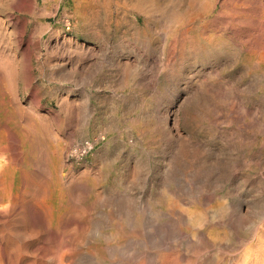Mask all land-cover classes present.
<instances>
[{"label":"rangeland","instance_id":"rangeland-1","mask_svg":"<svg viewBox=\"0 0 264 264\" xmlns=\"http://www.w3.org/2000/svg\"><path fill=\"white\" fill-rule=\"evenodd\" d=\"M131 1L0 0V143L9 147L1 149L0 163L12 168L10 194L0 201V264H56L59 259L62 264L66 260L64 264H143V260L154 264L165 247L144 248L141 241L158 237L153 220L156 224L172 220L166 239L174 242L178 224L168 203L175 196L189 207L188 185L201 191L208 188L202 193L204 207L213 206L208 215L223 204L219 221L227 225L218 224L216 229L226 246L211 249L213 241L208 238L209 246L200 242L195 246L201 249H191L197 252L194 255L183 247V259L173 263L192 264L201 254L204 263L210 260L207 264H235L243 261L248 243L256 244L264 235L263 133L259 158L254 152V122L258 112L264 113V0ZM263 120L264 114V131ZM84 139L96 140L93 153L82 158L72 155L71 148ZM53 170L55 187L50 179ZM80 187L88 191L83 193ZM28 192L33 193L27 196ZM60 192L65 195L62 200ZM60 239L66 248L60 247ZM205 247L210 249L204 252ZM86 249L88 253H81ZM144 250L152 252L145 256ZM174 250L167 251L174 256ZM74 257L77 261L70 263Z\"/></svg>","mask_w":264,"mask_h":264},{"label":"bare ground","instance_id":"bare-ground-1","mask_svg":"<svg viewBox=\"0 0 264 264\" xmlns=\"http://www.w3.org/2000/svg\"><path fill=\"white\" fill-rule=\"evenodd\" d=\"M131 1V0H130ZM140 1H142V0H140ZM145 1V0H144ZM152 1L153 0H151V2H150V0H149V2L150 3H152ZM156 1V0H155ZM155 1H153V2H155ZM132 2V1H131ZM133 2H134V0H133ZM136 2V1H135ZM149 2H147V0H146V3L145 4H149ZM195 2V1H194ZM137 3V2H136ZM141 3H143V1L141 2ZM142 5V4H141ZM151 5V4H150ZM153 5H154V3H153ZM136 6H137V4H136ZM154 6H156V5H154ZM152 7V6H151ZM180 7V6H179ZM154 8V7H153ZM156 8V7H155ZM146 9V8H145ZM149 10V9H148ZM178 10V9H177ZM185 11H186V9H184ZM180 11V10H179ZM198 11V10H197ZM145 12V11H144ZM150 12V11H149ZM187 12V11H186ZM195 13V12H194ZM197 14H199V13H197ZM201 15V14H200ZM178 18V17H177ZM177 18H176V20H177ZM181 19V18H180ZM203 19V18H202ZM192 20H194V19H192ZM192 20H190L191 22H192ZM180 21V20H179ZM190 21H189V23H190ZM183 23V22H182ZM179 25V24H178ZM196 25V24H195ZM181 26H183V25H181ZM180 26V27H181ZM193 26V25H192ZM203 26V25H202ZM188 27V26H187ZM207 27V26H206ZM201 28V27H200ZM180 29V28H179ZM188 29V28H187ZM190 29V28H189ZM204 29V28H203ZM202 29V30H203ZM176 30V29H175ZM182 30V29H181ZM197 30V29H196ZM180 31V30H179ZM184 31V30H183ZM189 31V30H188ZM201 32V31H200ZM185 33V32H184ZM187 33V32H186ZM179 35V34H178ZM182 36V35H181ZM191 37H192V35H191ZM176 38V37H175ZM182 38V37H181ZM184 38V37H183ZM178 39V38H177ZM192 39V38H191ZM191 41V40H190ZM192 42H193V40H192ZM178 44H179V42H178ZM194 44V43H193ZM218 44V43H217ZM177 46H179V45H177ZM178 48V47H177ZM212 51V50H211ZM195 54V53H194ZM182 62V61H181ZM213 85V84H212ZM211 85V86H212ZM217 85V84H216ZM215 85V86H216ZM217 86H219V85H217ZM210 89V88H209ZM217 90V89H216ZM214 91V90H213ZM224 92V91H223ZM214 93V92H213ZM221 93V92H220ZM213 97V96H212ZM260 97V96H259ZM221 99V98H220ZM258 99V98H257ZM11 100V99H10ZM211 101V100H210ZM217 101V100H216ZM215 101V102H216ZM221 102H222V100H220ZM256 101V100H255ZM260 101V100H259ZM9 102V101H8ZM218 102L219 101H217V104H218ZM3 103V102H2ZM9 104V103H8ZM12 104V103H11ZM258 104V103H257ZM3 105V104H2ZM263 105V104H262ZM220 106V105H219ZM11 107V106H10ZM13 107V106H12ZM223 107V106H222ZM14 108V107H13ZM261 108V107H260ZM255 109V108H254ZM5 110H8L7 108L5 109ZM13 110V109H12ZM10 111V110H9ZM259 111H260V109H259ZM258 112V111H257ZM263 112V111H262ZM9 113H11V112H9ZM4 114H5V112H4ZM264 114V113H263ZM263 114H261V116H263ZM9 115V114H8ZM256 115V114H255ZM261 116H260V112H258V114H257V119H256V122H254V123H256L255 124V140H254V144H255V146H256V150L254 151L255 152V156H257L258 158H259V156L257 155L258 154V149H259V147H258V144H259V137H261L262 138V133H263V135H264V131H263V129L261 128ZM9 118H10V116H9ZM12 119V118H11ZM6 121V120H5ZM7 121H8V119H7ZM264 121V120H263ZM32 123V122H31ZM264 123V122H263ZM5 124V123H4ZM3 124V125H4ZM13 124V123H12ZM14 125V124H13ZM16 125V124H15ZM7 126V125H6ZM25 126V125H24ZM28 127H30L29 125H27ZM2 126H0V128H1ZM4 128H5V126H4ZM12 128V127H11ZM11 128H9V130L11 129ZM14 128V127H13ZM13 128H12V130H13ZM31 128V127H30ZM35 128V127H34ZM254 129V128H253ZM1 130V129H0ZM8 129H7V131H9ZM22 131H23V129H21ZM25 130V129H24ZM5 131V130H4ZM26 131H28V130H25V132ZM36 131H37V133H38V130L36 129ZM13 131H11V133H12ZM34 132H35V130H34ZM7 133V132H6ZM23 133V132H22ZM9 135H10V131H9V133H8ZM24 134V133H23ZM28 134V133H27ZM35 134V133H34ZM253 134V133H252ZM13 135H15V133L13 134ZM30 135V134H29ZM36 136H38V135H36ZM254 136V134L252 135V137ZM7 137H8V135H7ZM10 137H12V135H10ZM22 137V136H21ZM31 137V136H30ZM30 137H28V138H30ZM23 138H25V137H23ZM39 138V137H38ZM254 138V137H253ZM26 139V138H25ZM35 139V138H34ZM264 139V138H263ZM3 140V139H2ZM10 140V139H9ZM38 140H40V139H38ZM249 140V139H248ZM6 141H8V140H6ZM11 141V140H10ZM41 142V141H40ZM252 142V141H251ZM250 142V143H251ZM16 143H17V141H16ZM30 143V142H29ZM249 143V144H250ZM11 144V143H10ZM18 144V143H17ZM17 144L15 145V146H17ZM36 144H37V140H36ZM39 144V143H38ZM37 144V145H38ZM41 144H43V143H41ZM262 144V143H261ZM12 145V144H11ZM24 145V144H23ZM44 145V144H43ZM9 146V145H8ZM28 146V145H27ZM30 146H32V145H30ZM34 146V145H33ZM39 146V145H38ZM45 146V145H44ZM245 147V146H244ZM243 147V148H244ZM14 148V147H13ZM12 148V149H13ZM17 148V147H16ZM15 148V149H16ZM20 148V147H19ZM31 148V147H30ZM33 148V147H32ZM36 148V147H35ZM37 148H39V147H37ZM1 149H3L2 150V152H5L6 151V149H9V147L7 148L6 147V145L4 144H1L0 143V152H1ZM12 149H10L11 151H13ZM254 149V148H253ZM260 149H261V147H260ZM18 150H20V149H18ZM42 150V149H41ZM8 151V150H7ZM16 151V150H15ZM31 151H32V149H31ZM261 151V150H260ZM10 152V151H9ZM46 152V150H44V153ZM18 153V152H17ZM17 153H15V154H17ZM37 153V152H36ZM251 153H253L252 151H251ZM11 154V153H10ZM21 154V153H20ZM42 154H43V150H42ZM41 154V155H42ZM47 154V153H46ZM45 154V155H46ZM50 154V151H49V153H48V155ZM260 154V153H259ZM2 155H3V153H2ZM18 155V154H17ZM11 156V155H10ZM19 156V155H18ZM21 156V155H20ZM34 156V155H33ZM43 156V155H42ZM47 156V155H46ZM14 157V156H13ZM38 157V156H37ZM40 157V156H39ZM44 157V156H43ZM50 157V156H49ZM48 157V158H49ZM254 156H252V158H253ZM45 158H47V157H45ZM61 158V157H60ZM5 159V158H4ZM9 159H10V157H9ZM15 159V158H14ZM32 158H30L29 160H31ZM40 160L39 161H41L42 159L41 158H39ZM50 159V158H49ZM48 159V160H49ZM256 159V158H255ZM16 160V159H15ZM18 160H19V158H18ZM22 160V159H21ZM34 159H32V161H33ZM47 160V159H46ZM59 160V159H58ZM251 160V159H250ZM257 160V159H256ZM260 159H258V161H259ZM6 161V160H5ZM14 160H12V162H13ZM17 161V160H16ZM31 161V162H32ZM43 161V160H42ZM50 161V160H49ZM254 161L255 160H253L252 159V162H253V164H254ZM258 161L256 162V163H258ZM10 162V161H9ZM19 162V161H18ZM60 162V161H59ZM62 162V161H61ZM36 163H38V162H36ZM35 163V164H36ZM39 163H41V162H39ZM8 164V163H7ZM13 164V163H12ZM17 165H18V163H16ZM24 164V163H23ZM41 164H43V163H41ZM46 164V163H45ZM44 164V165H45ZM53 164V163H52ZM62 164V163H61ZM173 164V163H172ZM37 165V164H36ZM258 165V164H257ZM20 166V165H19ZM27 166V165H26ZM25 166V167H26ZM47 166H48V164H47ZM256 166V165H255ZM254 166V167H255ZM18 167V166H17ZM44 167V166H43ZM49 167V166H48ZM48 167H46V168H48ZM59 167H61V166H59ZM259 167V166H258ZM22 168V167H21ZM37 168H38V165H37ZM40 168V167H39ZM38 168V169H39ZM168 168H170V165H169V167ZM37 169V170H38ZM50 170V169H49ZM170 170H171V168H170ZM169 170V171H170ZM23 171V170H22ZM167 171V170H166ZM199 171V170H198ZM11 172H12V168H11V166L10 165H7V166H3L1 163H0V201L1 200H3V199H5L6 197H8V195L10 194V190H11V183L9 182V180H10V178H11ZM25 172V171H24ZM30 172V171H29ZM51 172V171H50ZM60 172H62V169H61V171ZM258 172V171H257ZM23 173V172H22ZM49 173V172H48ZM170 173V172H169ZM196 173H197V171H196ZM29 175H30V173H28ZM27 174V175H28ZM67 174V173H66ZM69 174V173H68ZM73 174V173H72ZM165 174V173H164ZM174 174V173H173ZM25 175V174H24ZM61 175V174H60ZM70 175H71V173H70ZM168 175V174H167ZM210 175V174H209ZM42 176V175H41ZM49 176H51V174L49 175ZM76 176V175H75ZM169 176V175H168ZM195 176V175H194ZM198 176V175H197ZM199 176H201V175H199ZM198 176V177H199ZM204 176V175H203ZM212 176V175H211ZM166 177V176H165ZM164 177V178H165ZM197 177V178H198ZM207 177V176H206ZM48 178V177H47ZM178 178V177H177ZM187 178V177H186ZM190 178V177H189ZM192 178V177H191ZM201 179H202V177H200ZM204 178V177H203ZM208 178V177H207ZM210 178V177H209ZM208 178V179H209ZM214 178V177H213ZM17 179V178H16ZM29 179H30V176H29ZM33 179V178H32ZM51 180H49V182L51 181L52 182V184H53V186L55 187L56 186V183H58L57 182V176H56V172L53 170L52 171V178H50ZM62 179H64V178H62ZM65 179H70L69 177L68 178H66L65 177ZM73 179H74V177H73ZM73 179H71V180H73ZM77 179H78V177H77ZM81 179V178H80ZM84 179V178H83ZM166 179H168L167 177H166ZM188 179V178H187ZM195 178L193 177V180H194ZM205 179V178H204ZM86 180V179H85ZM168 180H171L170 178L168 179ZM173 180V179H172ZM183 180V179H182ZM192 180V179H191ZM210 180V179H209ZM258 180V179H257ZM12 181V180H11ZM25 181V180H24ZM33 181V180H32ZM64 181V180H63ZM78 181V180H77ZM167 181V180H166ZM165 181V182H166ZM174 181V180H173ZM176 181V180H175ZM197 181V180H196ZM26 182H27V180H26ZM45 183H46V181H44ZM67 182V181H66ZM172 182V181H171ZM187 182V181H186ZM190 182V181H189ZM213 182V181H212ZM29 183V182H28ZM33 183V182H32ZM71 183V182H70ZM79 185L81 184V183H79V182H77ZM83 183V182H82ZM170 183V182H169ZM178 183V182H177ZM180 184H181V182H179ZM183 183V182H182ZM191 183V182H190ZM196 183V182H195ZM204 183V182H203ZM206 183V182H205ZM213 183H215V182H213ZM216 183H218V182H216ZM231 183V182H230ZM16 184V183H15ZM27 184V183H26ZM44 184V183H43ZM64 184V183H63ZM74 184V183H73ZM166 184V183H165ZM180 184H179V186H177L178 188L180 187ZM199 184V183H198ZM13 185H14V181H13ZM23 185H25V184H23ZM30 185H33V184H30ZM70 186H71V184H69ZM69 185H68V187H69ZM86 185H88V184H86ZM167 185V184H166ZM173 185H174V183H173ZM177 185V184H176ZM182 185V184H181ZM185 185V184H184ZM209 185V184H208ZM214 185V184H213ZM218 185V184H217ZM216 185V186H217ZM258 185V184H257ZM27 186H28V184H27ZM34 186V185H33ZM122 186V185H121ZM189 186V188H187V190H190L191 191V200H190V206L189 207H186L185 205L183 206V205H181V203H180V201L178 200V197H171L170 198V200H169V209H171L172 210V213L171 214H173V217H175L176 219H177V221H176V223L178 224L177 226H178V230H174V231H176V234L175 235H172V236H175V239H174V242L172 243H170L169 241H167V239H166V233H167V231H168V229H167V227L169 226L168 225V223H170V222H165L164 224H156L155 222V220H153V226L155 227V228H159V231H155L156 233H158V234H156L155 232H152V229H149L150 231L149 232H152V235L153 234H156V235H158V237L157 238H153V239H150V240H148V241H146V240H144V241H141V242H143L144 244L143 245H145V247L144 248H146V247H148V246H150V244H155V246L157 247H159V246H162V247H165L164 249V251L158 256V257H154L155 259V262L157 261V264H172L173 262L172 261H174V262H179V260H178V258L179 257H181V250H182V248L183 247H185L186 249H188L189 248V251L191 252V249H194V250H197L198 248H202V246L201 247H199V246H195L197 243L199 244L200 242H201V245L203 244V246H204V244H205V246H209V243H210V240L208 239V238H211V240L213 241V244H211V246H210V248L211 247H213L212 245H218V244H220L221 245V243H224V242H221V238H220V231L219 230H217L216 228L218 227V224H223V226H225L224 224H226L225 223V221H223L224 223H222V219H221V221H219L220 220V218H222V213L220 214V215H218L219 214V212H221L222 210H220L219 208H221L222 206H223V204H222V206L220 205V206H218V208H217V211L216 212H214L213 213V211H212V215H208V209L209 208H211V207H213L212 205H208V206H206V207H204L205 206V202H204V199H203V192H207V190H208V188L207 189H204L205 191H201L200 190V188L199 187H195L194 188V185H188ZM205 186H207V185H205ZM215 186V185H214ZM259 186V185H258ZM257 186V187H258ZM264 186V185H263ZM23 187V186H22ZM24 187H26V186H24ZM30 187V186H29ZM40 187V186H39ZM45 187V186H44ZM43 187V188H44ZM65 187V186H64ZM72 187V186H71ZM78 187V186H77ZM83 187V186H82ZM82 187H80L81 189H82ZM88 187V186H87ZM91 187V186H90ZM94 187V186H93ZM186 187H187V185H186ZM202 187V186H201ZM203 187H204V185H203ZM66 188V187H65ZM70 188V187H69ZM69 188H67V189H69ZM76 188V187H75ZM80 188H78V189H80ZM168 188V187H167ZM211 188H213V186H211ZM30 189V188H29ZM31 189H32V187H31ZM41 189V188H40ZM58 189V188H57ZM85 189V188H84ZM94 189V188H93ZM177 189V188H176ZM22 190V189H21ZM38 190H39V188H38ZM43 190V189H42ZM48 190V189H47ZM46 190V191H47ZM73 190H75V189H73ZM83 190V189H82ZM115 190H117V189H115ZM166 190V189H165ZM231 190V189H230ZM33 191H34V189H33ZM37 191V190H36ZM57 191V190H56ZM69 191V190H68ZM79 190H77V192H78ZM84 191V190H83ZM85 191H88L87 189H85ZM85 191L83 192V193H85ZM212 191V190H211ZM216 191V190H215ZM22 193H23V191H21ZM20 192V193H21ZM50 192V191H49ZM81 192V191H80ZM80 192H79V194H80ZM90 192H92V191H90ZM89 192V193H90ZM103 192V191H102ZM113 192V191H112ZM111 192V193H112ZM120 192H122V191H120ZM169 192V191H168ZM180 192V191H179ZM229 192V191H228ZM260 192V191H259ZM26 193V192H25ZM24 193V194H25ZM29 193V192H28ZM31 193V192H30ZM30 193L29 194H27V196H29L30 195ZM33 193V192H32ZM31 193V194H32ZM42 193H44V192H41L40 193V195H42ZM47 193V192H46ZM61 194L59 195V198H61V200H62V198L65 196L64 195V193L63 192H60ZM69 192H67V194H68ZM116 193V192H115ZM117 193H118V191H117ZM174 193H176V192H174ZM177 193H178V191H177ZM176 193V194H177ZM187 192H185L184 193V195L186 194ZM38 194V193H37ZM88 194V193H87ZM172 194V193H171ZM180 194V193H179ZM212 194V193H211ZM211 194H209V195H211ZM14 195V194H13ZM34 195H36V193L34 194ZM82 195V198H84L83 197V194H81ZM80 195V196H81ZM86 194H84V196H85ZM105 195V194H104ZM119 195V194H118ZM125 195V194H124ZM169 195V194H168ZM181 195V194H180ZM207 195V194H206ZM215 195H216V193H215ZM231 196H232V194H230ZM38 196H39V194H38ZM45 196V195H44ZM70 196H72V195H70ZM100 196V195H99ZM102 196V195H101ZM172 196V195H171ZM21 198H22V196H20ZM32 197V196H31ZM36 197V196H35ZM39 197H41V196H39ZM48 197V196H47ZM51 197V196H50ZM121 197H123V195L121 196ZM125 197V196H124ZM123 197V198H124ZM127 197V196H126ZM184 197V196H183ZM182 197V198H183ZM188 197H190L189 195H188ZM207 197V196H206ZM205 197V198H206ZM212 197H214V196H211V198ZM226 197H227V195H226ZM230 197V196H229ZM237 197V196H236ZM15 198V197H14ZM42 198V197H41ZM40 198V199H41ZM52 198V197H51ZM58 198V197H57ZM71 198L72 197H70V200H71ZM97 198H98V196H97ZM108 198V197H107ZM111 198V197H110ZM109 198V199H110ZM210 198V197H209ZM231 198V197H230ZM37 198H35V200H36ZM79 199H80V197H79ZM106 199V198H105ZM104 199V200H105ZM109 199H107L108 201H110ZM114 199V198H113ZM180 199V198H179ZM186 199H187V197H186ZM207 199H208V197H207ZM226 199V198H225ZM225 199H223V200H225ZM232 199V198H231ZM18 200H19V198H18ZM21 200V199H20ZM19 200V201H20ZM50 200V199H49ZM82 200V199H81ZM98 200V199H97ZM101 200V199H100ZM123 200V199H122ZM121 200V198L119 199V201L121 202L122 201ZM129 201H130V199H128ZM183 200V199H182ZM210 200H212V199H210ZM209 200V201H210ZM221 200V199H220ZM234 200V199H233ZM39 201V200H38ZM42 201V200H41ZM40 201V203H42ZM83 202H84V200H82ZM114 201V200H113ZM185 201V200H184ZM208 201V200H207ZM21 202V201H20ZM32 202V201H31ZM68 202H70V201H68ZM100 202V201H99ZM105 202H107V201H105ZM117 202V201H116ZM124 202H126V201H124ZM123 202V203H124ZM128 202V201H127ZM183 202V201H182ZM186 202V201H185ZM211 202V201H210ZM232 202V201H231ZM22 203V202H21ZM95 203V201L92 203V204H94ZM101 203V202H100ZM109 203V202H108ZM114 203V202H113ZM119 203V202H118ZM128 203H130V202H128ZM209 203V202H208ZM224 203V202H223ZM227 203V202H226ZM30 204V203H29ZM42 204H44V202L42 203ZM70 205H71V203H69ZM102 204H103V202H102ZM105 204H107V203H105ZM110 204V203H109ZM115 204H117V203H115ZM147 204V203H146ZM161 204V203H160ZM183 204H185V203H183ZM187 204H188V202H187ZM228 204V203H227ZM236 204H238V202L236 203ZM7 205V204H6ZM20 205H22V204H20ZM31 205H33V204H31ZM38 205V204H37ZM41 205V204H40ZM47 205V204H46ZM73 205V204H72ZM77 205V204H76ZM79 205H80V203H79ZM97 205V204H96ZM104 205V204H103ZM118 205H123V204H118ZM117 205V206H118ZM126 205H131V204H126ZM235 205V204H234ZM11 206H13V205H11ZM24 206V205H23ZM107 206H108V204H107ZM167 206V205H166ZM5 208L4 209H6V206H4ZM14 207H16V206H14ZM13 207V208H14ZM29 207V206H28ZM38 207V206H37ZM36 207V208H37ZM45 207V206H44ZM50 207V206H49ZM49 207H47V208H49ZM58 207V206H57ZM74 207H76L75 205H74ZM88 207V206H87ZM86 207V208H87ZM102 207V206H101ZM109 207V206H108ZM120 207H122V206H119V208ZM124 207V206H123ZM127 207V211H128V206H125V208ZM130 207V206H129ZM226 207H230V206H226ZM9 208V207H8ZM18 208V207H17ZM34 208V207H33ZM51 208H52V206H51ZM80 208V207H79ZM89 208V207H88ZM91 208V207H90ZM116 208V207H115ZM118 207H117V210L119 209ZM124 208V209H125ZM225 208V207H224ZM223 208V209H224ZM4 209H2V210H4ZM25 209V208H24ZM30 209H32L31 207H30ZM39 209V208H38ZM43 209H45L46 210V207L45 208H43ZM43 209H41V210H43ZM109 209V208H108ZM121 209V208H120ZM123 209V210H124ZM130 209V208H129ZM159 209V208H158ZM222 209V208H221ZM234 209V208H233ZM1 210V212H2V214H3V212H4V214L6 215V212L5 211H2ZM7 210V209H6ZM27 210V209H26ZM33 210V209H32ZM49 210H50V208H49ZM48 210V211H49ZM72 210H74V209H72ZM76 210H77V208H76ZM89 210H91V209H89ZM114 210V209H113ZM161 210V209H160ZM160 210H158V211H160ZM175 210H176V212H175ZM212 210V209H211ZM229 210V209H228ZM236 210V209H235ZM8 211V210H7ZM44 211V210H43ZM48 211L46 212V214H48ZM52 211V210H51ZM97 211V210H96ZM133 211V210H132ZM131 211V212H132ZM162 211V210H161ZM174 211V212H173ZM210 211V210H209ZM224 211H226V209L224 210ZM15 212V211H14ZM25 212V211H24ZM36 212V211H35ZM39 212V211H38ZM45 212V211H44ZM69 212H72V211H69ZM74 212H75V210H74ZM79 212V211H78ZM77 212V213H78ZM85 212V211H84ZM109 212H110V209H109ZM121 212V211H120ZM123 212V211H122ZM169 212V211H168ZM171 212V211H170ZM218 212V213H217ZM233 212H235V214L237 213V211H233ZM42 213V212H41ZM73 213V212H72ZM81 213V212H80ZM90 213V212H89ZM104 213V212H103ZM111 213V212H110ZM125 213V212H124ZM240 213V212H239ZM3 214V215H4ZM12 214H14V213H12ZM17 214H18V212H17ZM21 214V213H20ZM26 214V213H25ZM38 214V213H37ZM67 214V213H66ZM69 214V213H68ZM98 214V213H97ZM108 214V213H107ZM128 214V213H127ZM167 214V213H166ZM171 214H170V216H171ZM228 214H230V212L228 213ZM232 214V213H231ZM14 215H16V214H14ZM24 215V214H23ZM39 215H42V214H40L39 213ZM38 215V216H39ZM45 215V214H44ZM63 215V214H62ZM88 216H89V214H87ZM121 215V214H120ZM124 215V214H123ZM130 215V214H129ZM168 215L169 214H167V217H168ZM7 216H8V214H7ZM18 216V215H17ZM24 216H26V215H24ZM43 216V215H42ZM50 216L52 217V215L50 214ZM92 216V215H91ZM109 216H110V214H109ZM117 216V215H116ZM122 216V215H121ZM128 216V215H127ZM153 216V215H152ZM158 216V215H157ZM233 216H237V215H233ZM240 216V215H239ZM23 217V216H22ZM21 217V218H22ZM45 217H48V216H45ZM63 217V216H62ZM93 217V216H92ZM219 217V218H218ZM231 217V216H230ZM240 217H242V216H240ZM239 217V218H240ZM6 218V217H5ZM8 218V217H7ZM13 218H15V217H13ZM18 218V217H17ZM16 218V219H17ZM28 218V217H27ZM35 218V217H34ZM37 218V217H36ZM57 218V217H56ZM73 218H74V216H73ZM72 218V220H73V222H74V219ZM77 218V217H76ZM96 218H98V217H96ZM161 218V217H160ZM174 218V219H175ZM227 218V217H226ZM228 218H229V216H228ZM234 218V217H233ZM237 218H238V216H237ZM12 219V218H11ZM26 219V218H25ZM24 219V220H25ZM40 219V218H39ZM45 219V218H44ZM44 219H42V220H44ZM55 219V218H54ZM78 219H80V218H78ZM92 219H94V218H92ZM106 219V218H105ZM122 219V218H121ZM138 219V218H137ZM169 219V218H168ZM6 220V219H5ZM13 220V219H12ZM46 220V219H45ZM44 220V221H45ZM48 220V219H47ZM70 220V219H69ZM77 220V219H76ZM83 220V219H82ZM87 220V219H86ZM231 220V219H230ZM234 220V219H233ZM238 220V219H237ZM241 220V219H240ZM240 220H238V221H240ZM4 221V220H3ZM48 221H50V220H48ZM59 221V220H58ZM175 221V220H174ZM174 221H173V223H174ZM226 221H227V219H226ZM236 221V220H235ZM5 222V221H4ZM90 222V221H89ZM97 222H98V220H97ZM122 222V221H121ZM135 222H139V219L137 220V221H135ZM151 222V221H150ZM210 222V223H209ZM228 222V221H227ZM233 222V221H232ZM237 222V221H236ZM49 223H51V222H49ZM68 223V222H67ZM70 223H72V221L70 222ZM76 223V222H75ZM75 223H73L74 225H75ZM100 223V222H99ZM127 223V222H126ZM147 223V222H146ZM148 223H149V221H148ZM152 223V222H151ZM231 223V222H230ZM229 223V224H230ZM78 224V223H77ZM81 224H82V222H81ZM150 224V223H149ZM208 224H210L211 226L210 227H208L209 225ZM231 224H234V222L233 223H231ZM63 225V224H62ZM80 225V224H79ZM86 225H87V223H86ZM121 225H122V223H121ZM151 225V224H150ZM227 225V224H226ZM264 225V224H263ZM262 225V226H263ZM10 226V225H9ZM78 226V225H77ZM82 226V225H81ZM81 226H80V228L79 229H81ZM88 226V225H87ZM86 226V227H87ZM158 226V227H157ZM231 226V225H230ZM237 226V225H236ZM10 227H12V226H10ZM21 227V226H20ZM56 227H58V226H56ZM66 227V226H65ZM76 227V226H75ZM73 228V229H76V228ZM90 227V226H89ZM173 227V226H172ZM261 227V226H260ZM61 228V227H60ZM77 228V229H78ZM232 228V227H231ZM235 228V226L233 227V229ZM18 229V228H17ZM16 228H15V230H17ZM82 229H84V228H82ZM174 229V228H173ZM175 229H176V227H175ZM219 229V228H218ZM256 229V228H255ZM262 229H264V228H262ZM262 229H259V230H262ZM12 230V229H11ZM58 230V229H57ZM88 230V229H87ZM156 230V229H155ZM24 231H26V230H24ZM48 231H50V228H49V230ZM59 231V230H58ZM73 231V230H72ZM71 231V232H72ZM84 231V230H83ZM82 231V232H83ZM96 231V230H95ZM94 231V232H95ZM171 231H172V228H171ZM233 231V230H232ZM51 232V231H50ZM55 232V231H54ZM116 232V231H115ZM223 232V231H222ZM228 232H230V231H228ZM264 232V231H263ZM63 233V232H62ZM86 233V232H85ZM93 233V232H92ZM212 233H215L214 235L215 236H213L212 237ZM258 233V232H257ZM18 234V233H17ZM20 234V233H19ZM18 234V235H19ZM24 234V233H23ZM26 234H27V232H26ZM55 234V233H54ZM58 234V233H57ZM56 234V235H57ZM71 234V233H70ZM84 234V233H83ZM93 234H96V233H93ZM131 234V233H130ZM148 234V233H147ZM151 234V233H150ZM224 234V233H223ZM234 234V233H233ZM63 235V234H62ZM87 235H88V233H87ZM103 235V234H102ZM111 235V234H110ZM114 236H115V234H113ZM225 235V234H224ZM256 235V234H255ZM26 236V235H25ZM55 236V235H54ZM68 236H70V235H68ZM106 236H108V235H106ZM151 236V235H150ZM155 236V235H154ZM171 236V235H170ZM169 236V237H170ZM228 236V235H227ZM230 236V235H229ZM61 237H63V236H61ZM88 236H86L84 239H88L87 238ZM225 237V236H224ZM233 237V236H232ZM263 237V238H262ZM57 238V237H56ZM111 238V237H110ZM116 238V237H115ZM129 238V237H128ZM171 238H174V237H171ZM226 238V237H225ZM258 238H260V237H258ZM72 239H75V237L74 238H72ZM90 239V238H89ZM104 239V238H103ZM254 239H256V238H254ZM61 240V239H60ZM68 240H70V239H68ZM107 240H108V238H107ZM112 240V239H111ZM169 240V239H168ZM258 240V239H257ZM62 241V240H61ZM71 241V240H70ZM74 241V240H73ZM208 243H207V242ZM212 241H211V243H212ZM226 241V240H225ZM254 241V240H253ZM252 241V242H253ZM78 242V241H77ZM76 242V243H77ZM107 242V241H106ZM108 242H109V240H108ZM112 242V241H111ZM131 242H132V240H131ZM130 242V243H131ZM245 242H247V241H245ZM255 242V241H254ZM24 243V242H23ZM27 243V242H26ZM71 243V242H70ZM81 243H83L84 244V241L83 242H81ZM87 244H88V242H86ZM136 243V242H135ZM251 243V242H250ZM59 244H61V246L60 247H62V248H66L67 247V245H64V244H66V242H61V243H59ZM68 244V243H67ZM73 244H75V243H73ZM107 244V243H106ZM129 244V243H128ZM131 244H133V243H131ZM225 244V243H224ZM224 244H223V247H224ZM247 244V243H246ZM257 244V245H256ZM253 243V244H249L248 243V245L246 246V248H245V256L243 257V253H242V251H241V253H242V257H241V259L243 260V261H239V262H237L238 264L240 263V262H242V263H240V264H264V235L262 236L261 235V239H259L258 241H257V243ZM78 245V244H77ZM80 245V244H79ZM109 244H107V246H108ZM142 245V244H141ZM200 245V244H199ZM253 245H256L257 246V249L254 251V252H252V249H253ZM69 246V245H68ZM84 246H85V244H84ZM106 246V247H107ZM113 246H115V245H113ZM111 247V248H114V247ZM134 245H132V247H133ZM225 246H226V244H225ZM239 246V245H238ZM237 246V247H238ZM73 247V246H72ZM75 247V246H74ZM78 247V246H77ZM76 247V248H77ZM121 247V246H120ZM129 247H131V246H129ZM153 247V246H152ZM196 247H198V248H196ZM222 247V246H221ZM71 247H69L68 248V250L70 249ZM78 248H80V247H78ZM77 248V249H78ZM88 248V247H87ZM110 248V247H109ZM128 248V247H127ZM149 248H151V247H149ZM206 248V247H205ZM209 247H207L205 250L203 249V251L205 252L207 249H210ZM20 249V248H19ZM71 249H73V248H71ZM76 249V250H77ZM81 249H82V247H81ZM80 249V250H81ZM91 249V248H90ZM117 250H118V248H116ZM121 249V248H120ZM125 249H126V247H125ZM130 249V248H129ZM169 249H171V250H174V249H176V253H175V255L177 256V257H175V260H173V257L175 256H173L172 255V253H174L175 252V250H174V252H172V253H170V251H167V250H169ZM212 249V248H211ZM62 250V249H61ZM60 250V251H61ZM76 250H74L75 252H77ZM109 250V249H108ZM111 250V249H110ZM123 250V249H122ZM134 250V249H133ZM185 250V249H184ZM220 250V249H219ZM45 251V250H44ZM107 251V250H106ZM113 251H114V249H113ZM120 251V250H119ZM147 251H149V250H147ZM147 251L146 250H144V252H145V256H147L146 254H147ZM198 251V250H197ZM202 251V250H201ZM200 251V252H201ZM222 251H223V249H222ZM26 252V251H25ZM54 252V251H53ZM56 252V251H55ZM58 252V251H57ZM64 252H66V250L64 249ZM73 252V251H72ZM80 252V251H79ZM78 252V253H79ZM84 252H89L87 249L86 250H84V251H82L81 253H84ZM94 252V251H93ZM97 252V251H96ZM109 252V251H108ZM118 252V251H117ZM122 252V251H121ZM120 252V253H121ZM130 252V251H129ZM128 252V253H129ZM138 252V251H137ZM140 252V251H139ZM150 252V251H149ZM148 252V253H149ZM152 252V251H151ZM150 252V253H151ZM182 252H184V251H182ZM187 252V251H186ZM218 252V251H217ZM235 252V251H234ZM237 252V251H236ZM239 252V251H238ZM19 253V252H18ZM43 253V252H42ZM110 253H111V251H110ZM124 253V252H123ZM123 253H122V255H123ZM127 253V254H128ZM141 253V255H143V252L141 251L140 252ZM155 253H156V251H155ZM192 253V252H191ZM195 253H197V252H195ZM194 253V251H193V255L195 254ZM199 253V252H198ZM223 253V252H222ZM240 253V252H239ZM54 254V253H53ZM57 254V253H56ZM60 254V253H59ZM58 254V255H59ZM75 254V253H74ZM74 254H72L73 256H74ZM95 254V253H94ZM125 254H126V252H125ZM125 254H124V256H125ZM169 254H171L172 255V257L169 255ZM183 254V253H182ZM184 254H186L187 255V253H184ZM183 254V255H184ZM189 254V253H188ZM229 254V253H228ZM238 254V253H237ZM36 255V254H35ZM48 254H46V256H47ZM71 255V254H70ZM78 255V254H77ZM76 255V256H77ZM82 255V254H81ZM88 255V254H87ZM121 255V254H120ZM130 254H128V256H129ZM149 255V254H148ZM153 255H154V253H153ZM156 255V254H155ZM210 255H212L211 253H210ZM216 255H218V254H216ZM241 255V254H240ZM55 256H57V255H55ZM63 256V255H62ZM73 256H71V257H73ZM85 255H83L82 256V258L84 257ZM93 256V255H92ZM131 256V255H130ZM129 256V257H130ZM136 256V255H135ZM135 256L133 257V254H132V256L131 257H133V259L135 258ZM171 258H170V257ZM189 256V255H188ZM234 256H236V255H234ZM39 257V256H38ZM47 257H50V254H49V256H47ZM46 257V258H47ZM58 257V256H57ZM80 257V256H79ZM91 256H89L88 257V260H89V258H90ZM96 257V256H95ZM117 257H119V253H118V255H117ZM139 257V256H138ZM151 257H152V255H151ZM184 257V256H183ZM187 257V256H186ZM190 257V256H189ZM215 257V256H214ZM218 257V256H217ZM3 258V257H2ZM30 258V257H29ZM51 258V257H50ZM54 258H56V257H54ZM76 257H74L73 259H70V263H73L75 260L77 261V259H75ZM104 258V257H103ZM109 258V257H108ZM120 258V257H119ZM126 258V257H125ZM144 258V257H143ZM142 257L140 258V259H143ZM147 257H145L144 259H146ZM149 258H150V256H149ZM182 258V257H181ZM180 258V260H182ZM188 258V257H187ZM191 258H193V257H191ZM210 258V256L208 257V259ZM237 258H239V256L237 257ZM36 259V258H35ZM52 259V258H51ZM57 259H59V258H57ZM80 259V258H79ZM78 259V260H79ZM92 259H94L93 257H92ZM96 259V258H95ZM129 258L127 257V260H128ZM131 259V258H130ZM148 259V258H147ZM151 259V258H150ZM203 259H205V258H203ZM202 258H201V254H198L197 256H196V258L194 259V260H196V261H194L193 260V262H192V264L194 263V264H205L203 261H206V260H203ZM210 259H213V258H210ZM217 259V258H216ZM223 259V258H222ZM232 259H233V257H232ZM28 260V259H27ZM37 261H38V259H36ZM40 260V259H39ZM48 260V259H47ZM46 260V261H47ZM63 261V259H59V262H56V264L58 263V264H62V261ZM85 260V259H84ZM87 260V259H86ZM98 260V259H97ZM117 260V259H116ZM126 260V261H127ZM132 260V259H131ZM130 260V261H131ZM137 260V259H136ZM153 260V259H152ZM153 260V261H154ZM187 262H188V260L187 259H185ZM214 260H215V258H214ZM228 260H229V258H228ZM32 261H35L34 259L32 260ZM42 261V260H41ZM50 261V260H49ZM55 261V260H54ZM57 261V260H56ZM93 261V260H92ZM122 260L120 259V262H121ZM147 261V260H146ZM146 261L145 260H143V264H145L146 263ZM185 261V262H186ZM210 261V260H209ZM208 261V262H209ZM27 262V261H26ZM30 262V261H29ZM40 262V261H39ZM64 262H67V260L66 261H64ZM64 262H63V264H64ZM113 262H115V260L113 261ZM120 262H118V263H120ZM132 262H133V260H132ZM150 262H151V260H150ZM155 262H154V264H155ZM182 262V261H181ZM189 262H190V260H189ZM207 262V263H208ZM212 262V261H211ZM216 262V261H215ZM217 262H219V260H217ZM216 262V263H217ZM224 262V261H223ZM229 262H231V260L229 261ZM233 262V261H232ZM28 263V262H27ZM26 263V264H27ZM45 263V262H44ZM50 263V262H49ZM53 263V262H52ZM76 263V262H75ZM89 263H93V262H89ZM97 263V262H96ZM126 263V262H125ZM140 263V262H139ZM206 263V264H207ZM220 263H221V261H220ZM219 263V264H220ZM228 263V262H227ZM234 263V262H233ZM236 262H235V264H237ZM36 264V263H35ZM54 264V263H53ZM115 264V263H114ZM117 264V263H116ZM120 264H122V262L120 263ZM124 264V263H123ZM129 264V263H128ZM137 264V263H136ZM148 264H149V262H148ZM173 264H175V263H173ZM180 264V263H179ZM182 264V263H181ZM222 264V263H221ZM224 264V263H223Z\"/></svg>","mask_w":264,"mask_h":264},{"label":"built area","instance_id":"built-area-1","mask_svg":"<svg viewBox=\"0 0 264 264\" xmlns=\"http://www.w3.org/2000/svg\"><path fill=\"white\" fill-rule=\"evenodd\" d=\"M66 24L67 28H69L70 22L68 19L66 20ZM95 144L96 140L94 139H84L81 143H78L71 148V154L78 158H82L85 155L93 153L95 150Z\"/></svg>","mask_w":264,"mask_h":264}]
</instances>
